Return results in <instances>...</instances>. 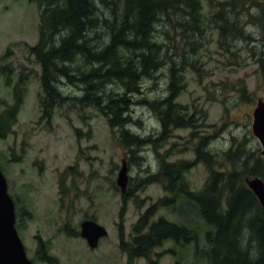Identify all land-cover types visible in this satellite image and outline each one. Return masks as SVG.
Listing matches in <instances>:
<instances>
[{"label": "rangeland", "instance_id": "1", "mask_svg": "<svg viewBox=\"0 0 264 264\" xmlns=\"http://www.w3.org/2000/svg\"><path fill=\"white\" fill-rule=\"evenodd\" d=\"M199 1L202 17L195 27L201 26L202 35L191 31L188 18H184L188 26L182 25L179 10L159 17L155 36L164 66L140 83L126 126L143 140L157 137L162 115L153 108L168 94L173 65L182 87L175 109L186 121L192 120L193 129L172 126L156 145L148 144L131 155L120 142L119 129L112 131L98 111L75 100L85 89L77 82L79 64L69 66L70 80L62 75L54 79L68 99L45 114L41 67L30 53L39 41L41 7L33 0H0V113L19 103L15 122L0 138V169L15 204L17 233L33 264H46L37 257L39 240L59 264H147L145 259L129 262L121 252L119 225L129 242L139 216L158 200L171 198L162 176L147 185L163 164L193 162L195 145L205 137L212 138L208 149L218 171H231L222 155L242 144L254 156L261 154L252 133V114L258 99L264 101V71L259 63L264 61V12L255 5H248L246 11L225 9L220 20L219 3L229 0ZM258 1L264 11V0ZM107 7L99 5L98 13L108 18ZM226 26L222 38L220 28ZM57 68L59 73L61 66ZM119 87V83L106 84L104 90L109 95L119 93ZM207 178V167L194 164L183 175L184 190L201 191ZM125 195L130 198L120 219ZM172 206L160 208L153 220L163 217L196 228L198 246L207 251L203 241L207 228L192 203L180 196ZM88 220L107 231L95 248L80 236L81 224ZM201 250L196 252L193 243L167 242L154 250L151 259L158 264H208Z\"/></svg>", "mask_w": 264, "mask_h": 264}, {"label": "trees", "instance_id": "2", "mask_svg": "<svg viewBox=\"0 0 264 264\" xmlns=\"http://www.w3.org/2000/svg\"><path fill=\"white\" fill-rule=\"evenodd\" d=\"M33 1L41 7V14L39 41L30 48V53L41 67L45 114L49 115L56 104L68 99L57 89L54 79L62 75L70 80L72 69L69 66L79 64L75 71L79 76L77 82L85 89L83 95L75 100L81 106L98 111L112 131L119 129L120 142L131 155L148 144L156 145L172 126L193 129L192 120L186 121L174 104L182 87L175 77L173 65H170L168 73V94L153 108L162 115L161 131L157 137L143 140L130 134L126 126L131 122L129 111L135 105L133 98L140 94V83L146 78H153L164 66L160 57L161 46L155 36V24L159 17L170 16L179 10L183 14L182 25L188 26L191 22V31L202 35L201 26L195 27L201 16L199 0ZM102 4L108 6V18L98 13ZM248 5H255L264 12L258 0H229L219 3L222 10L217 18L224 19L222 11L225 9L246 11ZM184 18H188V22ZM220 29L223 38L229 27ZM98 37L101 40L97 44ZM262 62L263 58L259 63L264 71ZM58 65L61 66L60 74L57 73ZM116 83L123 87L118 88L120 92L106 94L104 85ZM17 108L19 103L0 113V138L9 133ZM211 140L208 137L199 139L193 162L165 163L155 177L148 179L147 185L159 182L157 177L162 176L168 185L166 190L172 196L158 200L139 216L132 226L129 242L124 240L123 227L119 225V248L129 262L145 259L147 264H158L151 256L156 248L167 242L174 246L193 243L196 252L201 250L198 246L200 232L196 228L193 230L187 228L188 225L172 223L163 217L153 220L160 208L173 207L172 204L184 196L207 228L203 241L208 249L205 252L201 250V255L208 264H264V209L244 183L246 178H260L264 182V155L261 153L256 157L247 152L242 144L235 151L222 155L232 166L231 171H218L214 168L215 157L208 149ZM197 163L207 167L208 178L201 191L189 193L184 190L183 175ZM178 186L179 189L173 193V188ZM129 198L127 195L123 197L120 219ZM37 257L46 264H59L57 259L47 255L40 240Z\"/></svg>", "mask_w": 264, "mask_h": 264}, {"label": "water", "instance_id": "3", "mask_svg": "<svg viewBox=\"0 0 264 264\" xmlns=\"http://www.w3.org/2000/svg\"><path fill=\"white\" fill-rule=\"evenodd\" d=\"M252 133L259 141L264 155V101L258 99L252 114ZM123 174V171H122ZM246 186L253 192L264 209V182L260 178L246 179ZM123 189V187H122ZM80 236L91 248L97 247L107 231L96 222L88 220L81 224ZM0 264H33L27 257L23 243L15 227V206L8 193L5 176L0 169Z\"/></svg>", "mask_w": 264, "mask_h": 264}]
</instances>
